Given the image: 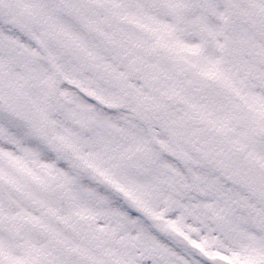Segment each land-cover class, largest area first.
<instances>
[{"label": "snow or ice", "instance_id": "6c2138e0", "mask_svg": "<svg viewBox=\"0 0 264 264\" xmlns=\"http://www.w3.org/2000/svg\"><path fill=\"white\" fill-rule=\"evenodd\" d=\"M0 264H264V0H0Z\"/></svg>", "mask_w": 264, "mask_h": 264}]
</instances>
